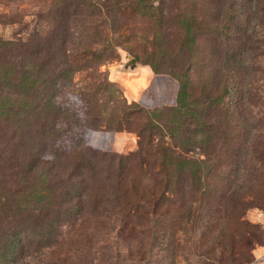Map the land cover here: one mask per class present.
<instances>
[{
    "label": "rangeland",
    "instance_id": "374dc122",
    "mask_svg": "<svg viewBox=\"0 0 264 264\" xmlns=\"http://www.w3.org/2000/svg\"><path fill=\"white\" fill-rule=\"evenodd\" d=\"M0 264H264V0H0Z\"/></svg>",
    "mask_w": 264,
    "mask_h": 264
},
{
    "label": "trees",
    "instance_id": "16d2710c",
    "mask_svg": "<svg viewBox=\"0 0 264 264\" xmlns=\"http://www.w3.org/2000/svg\"><path fill=\"white\" fill-rule=\"evenodd\" d=\"M179 80H180V78H179ZM185 92H186V91H185V83L182 82V83L180 84V90H179V93H178L179 98L182 99L181 104H184L185 99H183V96H184V93H185ZM170 150H171V148H170ZM165 154H166V157H168V155H170L169 153H167V151L165 152ZM171 160H172V159H171ZM175 165L177 166L175 160L170 161L169 164H168V166H170V167H173V166H175ZM152 195H153L152 199H153L154 201H155V200H159V202H158L157 205H159L160 202H161L162 200L167 199V197H166V196L164 197L163 195H162L160 198L157 197V196H155V194H152ZM153 200H151V202H153ZM144 205H146L147 207H151V206L149 205L148 201H147V202L145 201V204H144ZM153 212L155 213V210L153 211V210H152V207H151V213L153 214ZM124 215H125V216H124ZM179 217H180V218H183V217H185V215H184V214H181ZM124 218H128L127 215H126V212L123 213L122 216L120 217V219H124ZM189 219H190V215H188V219H187L188 224L185 226V228L189 226ZM158 222H159V221H158V217H157V216L154 217V218L152 219V223H153L152 228H153V230L155 231V232H152V238H154L156 235H157V237H158V234H159L158 232H159V230L156 229V227H157L158 224H159ZM137 225H139V224H138V223H135V224H134V227H136ZM80 235H82V234H80ZM80 235H79V236H80ZM93 236H94L93 238H97V239H99V237H98L97 235L94 234ZM79 238H80V237H78L77 239H75L76 242H77V240H78ZM82 238L85 239L86 236H83ZM93 238H92V239H89V240L86 241V242H84L85 240H87V239H85V240H83V241H81V242H78V244H80V245H82V244L87 245L89 241H90V242L93 241ZM100 241H101V240H100ZM73 242H75V241H73ZM140 243H141V242H140ZM140 243H139V245H140ZM137 246H138V245H137ZM55 247H57V244H56V243H50V244H48V245L42 247V248L38 251V254H37V255H45V257H47L48 255H51V257L54 256V257L57 258L56 253H55V250H54ZM137 248H138L139 251L141 250L139 247H137ZM39 260H40V258H39Z\"/></svg>",
    "mask_w": 264,
    "mask_h": 264
}]
</instances>
